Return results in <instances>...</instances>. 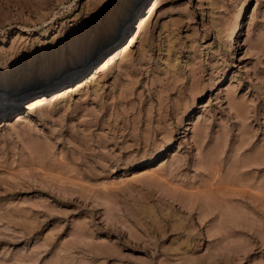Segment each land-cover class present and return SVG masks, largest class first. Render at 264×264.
Listing matches in <instances>:
<instances>
[{"label":"rangeland","instance_id":"obj_1","mask_svg":"<svg viewBox=\"0 0 264 264\" xmlns=\"http://www.w3.org/2000/svg\"><path fill=\"white\" fill-rule=\"evenodd\" d=\"M151 1L0 0V264H264V0H156L100 68Z\"/></svg>","mask_w":264,"mask_h":264},{"label":"bare ground","instance_id":"obj_2","mask_svg":"<svg viewBox=\"0 0 264 264\" xmlns=\"http://www.w3.org/2000/svg\"><path fill=\"white\" fill-rule=\"evenodd\" d=\"M147 1H149V0H147ZM158 1V0H157ZM155 2H156V0H153V1H151V3L149 4V7H146L147 8V10H146V12H144L143 14H141V15H139L138 17H137V19H135L136 21L134 22V25L133 26H131L132 27V31L130 32V34H129V36L127 37V39L128 38H130V40L129 41H127V39L125 40V42H123L121 45H119L117 48H115V49H113V51L111 52V53H109V55L108 56H106V57H109V58H105V61H104V63L100 66V68L101 67H103L104 66V64L105 63H109V61H111L112 59H114V57H116L117 55L119 56V55H122V54H124L125 52H126V50H127V48H129L128 46H129V44H130V42L132 41V36L134 35V34H136L139 30H142V29H140L141 28V26L143 27V23H144V20H145V17L146 16H149L150 14H151V12H152V9H153V7H155L154 5H155ZM144 3V2H143ZM148 3V2H147ZM148 5V4H147ZM146 5V6H147ZM157 5V4H156ZM139 7V6H138ZM241 7V6H240ZM243 8L244 7H242L241 8V13H242V11H243ZM136 13V12H135ZM241 13L239 14V18H240V15H241ZM137 23V24H136ZM136 24V25H135ZM237 24H238V20H237ZM128 27V26H127ZM236 28H237V25H236ZM235 29V28H234ZM125 32V31H124ZM232 32V31H231ZM235 32H236V30H234L233 32H232V34H231V36H230V38H231V41L233 40V36H235L234 34H235ZM132 33H133V35H132ZM132 35V36H131ZM119 37V36H118ZM133 43V42H132ZM231 43V42H230ZM237 43V42H236ZM229 44V43H228ZM234 45V44H233ZM228 46V45H227ZM232 46V45H231ZM129 50V49H128ZM233 50V49H232ZM92 74V73H91ZM92 77V76H91ZM94 77V76H93ZM70 79V78H69ZM52 81V79L51 80H48V82H51ZM48 84V83H47ZM41 85V84H40ZM68 89V88H67ZM65 92V91H64ZM57 93V92H56ZM65 93H62V95H64ZM41 96V95H40ZM57 96V95H56ZM32 102H31V106H33V105H36V104H38L39 103V101H38V96L37 97H35V98H33L32 100H31ZM0 106L3 108V109H6L7 111H11V110H14V109H16V107L18 106V102L16 101V100H14L13 99V97H10L9 99H4V100H1L0 101ZM27 108H28V106H27ZM184 129V128H183ZM187 129V128H186ZM187 131V130H186Z\"/></svg>","mask_w":264,"mask_h":264}]
</instances>
